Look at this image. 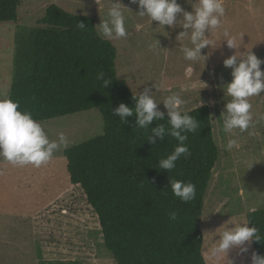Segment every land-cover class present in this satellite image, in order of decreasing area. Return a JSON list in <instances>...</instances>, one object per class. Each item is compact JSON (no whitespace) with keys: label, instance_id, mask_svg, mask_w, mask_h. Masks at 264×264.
<instances>
[{"label":"rangeland","instance_id":"1","mask_svg":"<svg viewBox=\"0 0 264 264\" xmlns=\"http://www.w3.org/2000/svg\"><path fill=\"white\" fill-rule=\"evenodd\" d=\"M120 2L132 11L125 10L129 34L112 39L118 76L133 81L142 92L150 88L157 100L180 92L186 101L182 110L195 108L200 102L209 107L219 155L204 196L202 252L206 264H224L210 255L218 243V233L246 219L247 208L264 201V94L250 98L254 114L251 127L244 133L234 130V137L225 133L220 115L230 97L225 96L222 85L232 80V69L225 68L223 60L250 50L264 60V0H222L225 15L219 28L211 34L205 32L213 47L201 50L206 57H200L198 64L183 59L181 47L191 45L189 36L179 37L184 31L181 26L163 28L157 21L150 23L149 17L137 14L138 4ZM177 2L186 11H193L197 0ZM51 4L95 17L99 31L98 24L106 18L111 0H21L17 21L0 23V99L7 97L16 37L35 26ZM225 32L238 48L227 46ZM157 40L161 48L154 53L150 46ZM158 108L166 112L162 101ZM39 122L50 140L63 132L68 147L101 134L103 126L97 108ZM229 138H235L237 145L225 151ZM64 149L40 167L13 165L0 157V264H116L103 247L97 214L82 188L69 181ZM251 251L252 246L241 256L238 249H231L228 258L234 264H250Z\"/></svg>","mask_w":264,"mask_h":264},{"label":"trees","instance_id":"2","mask_svg":"<svg viewBox=\"0 0 264 264\" xmlns=\"http://www.w3.org/2000/svg\"><path fill=\"white\" fill-rule=\"evenodd\" d=\"M21 0H0V23L15 22ZM84 23L80 29L77 23ZM16 50L7 85V97L19 101L37 121L97 108L102 133L63 150L71 184L79 185L98 216L103 247L116 264H206L202 252L201 214L204 196L219 155L209 107L189 114L199 127L188 133L190 155L182 156L168 172L158 161L177 146L174 137L147 139L151 128L168 124L153 120L136 128V115L124 123L112 111L121 102L135 106L133 94L141 90L118 76L114 41L101 38L93 16L71 13L49 5L36 25L15 39ZM99 72L111 83L103 87ZM196 108V107H195ZM191 108V109H195ZM189 109V110H191ZM173 180L192 182L196 197L188 203L172 194ZM172 211L178 220L170 221ZM264 233V207L246 213ZM264 238V237H262ZM252 250L264 254V241Z\"/></svg>","mask_w":264,"mask_h":264},{"label":"clouds","instance_id":"3","mask_svg":"<svg viewBox=\"0 0 264 264\" xmlns=\"http://www.w3.org/2000/svg\"><path fill=\"white\" fill-rule=\"evenodd\" d=\"M131 2L138 4L140 11L137 14L141 17H149L150 23L157 21L163 28L165 25L181 26L184 31L179 34V37L189 36L191 46L183 45L180 50L183 53V59L193 64H198L200 57H206L201 53L203 48L213 47V42L207 39L208 36L205 35V32L208 31L211 34L213 30L219 28L221 18L225 15L222 0H197L192 5L193 11H186L177 0H131ZM122 5L120 0H116V2L111 0L106 18L98 24L101 38L111 40L124 38L129 34L125 10L131 9L125 5L122 7ZM178 14L181 17L179 19ZM77 25L80 29L86 28L82 22ZM225 37L229 48H238L233 38H227L229 37L227 32H225ZM150 48L155 53L156 49L161 48L159 41L157 40V43ZM262 63L264 60L251 50L244 53L239 52V54L235 52L223 60V66L232 69V80L222 85L225 96L230 99L224 105L220 117L223 118L222 130L227 134H233V137L235 136L234 130L238 129L240 133H244L253 124V105L250 98L264 94ZM96 78L103 82V87L111 83V79L105 78L103 72H99ZM132 99L135 101L134 107L121 102L112 113L124 123H127V118L135 113V127L140 129L148 128L153 120H165V112L158 108L161 101L163 102L170 127L166 128L163 124H159V126L151 128L153 135H148L147 139L153 145L157 144L154 137L164 140L166 135H170L176 139L178 143L174 150L166 158L158 161V169L170 172L176 167L178 159L190 155V149L186 143L187 134L194 133L199 124L197 118L190 115L189 112L196 111L201 106V102L195 109L182 110V105L186 101L180 92H173L165 99L157 100L150 88H145L139 95L133 94ZM236 145L237 140L229 138L225 145V151H231ZM61 147H68V141L63 132L59 133L57 139L50 140L44 127L34 119L32 113L20 109L19 101L11 98L0 99V157L13 165L31 164L40 167L49 162L53 154ZM170 188L172 194L184 203L193 201L196 197V185L192 182L173 180L170 177ZM261 205H264V201L249 206L247 213L249 215L256 213ZM169 219L172 222L177 221V212L172 211ZM250 222H252L251 219H241L235 222L231 228L226 226L222 232L218 233V243L212 247L210 255L215 259H222L224 264H234V261L228 258L231 249H238L237 254L243 256L249 253L253 242L264 241L262 238L264 233L256 223L249 227ZM250 264H264V254L252 250Z\"/></svg>","mask_w":264,"mask_h":264},{"label":"crops","instance_id":"4","mask_svg":"<svg viewBox=\"0 0 264 264\" xmlns=\"http://www.w3.org/2000/svg\"><path fill=\"white\" fill-rule=\"evenodd\" d=\"M71 185H75V184H71ZM67 190H68V188H67ZM86 196V195H85ZM64 211H65V209L64 208H62V212L64 213ZM65 214H67L66 212H65ZM79 214V213H78Z\"/></svg>","mask_w":264,"mask_h":264}]
</instances>
